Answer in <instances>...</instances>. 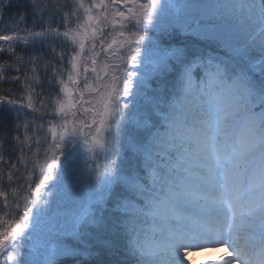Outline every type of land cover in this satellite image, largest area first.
Segmentation results:
<instances>
[{"label": "snow or ice", "instance_id": "6c2138e0", "mask_svg": "<svg viewBox=\"0 0 264 264\" xmlns=\"http://www.w3.org/2000/svg\"><path fill=\"white\" fill-rule=\"evenodd\" d=\"M219 249L264 264V0H0V264Z\"/></svg>", "mask_w": 264, "mask_h": 264}, {"label": "rangeland", "instance_id": "374dc122", "mask_svg": "<svg viewBox=\"0 0 264 264\" xmlns=\"http://www.w3.org/2000/svg\"><path fill=\"white\" fill-rule=\"evenodd\" d=\"M183 33V32H182ZM184 35H188L187 33H183ZM209 255V258H215L217 256L223 255V249L219 250H202V251H196V252H190V259L192 261V264H200L201 261H204L206 259L205 254Z\"/></svg>", "mask_w": 264, "mask_h": 264}, {"label": "trees", "instance_id": "16d2710c", "mask_svg": "<svg viewBox=\"0 0 264 264\" xmlns=\"http://www.w3.org/2000/svg\"><path fill=\"white\" fill-rule=\"evenodd\" d=\"M188 35H184L183 33L179 34V39H184L185 37H187ZM64 264H68L67 260H64Z\"/></svg>", "mask_w": 264, "mask_h": 264}, {"label": "bare ground", "instance_id": "6f19581e", "mask_svg": "<svg viewBox=\"0 0 264 264\" xmlns=\"http://www.w3.org/2000/svg\"><path fill=\"white\" fill-rule=\"evenodd\" d=\"M205 257H206V258H209V255H207V253H206V254H205Z\"/></svg>", "mask_w": 264, "mask_h": 264}]
</instances>
